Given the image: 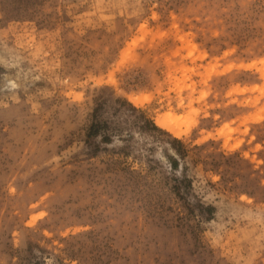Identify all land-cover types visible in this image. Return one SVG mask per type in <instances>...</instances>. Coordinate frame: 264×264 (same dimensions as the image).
Returning a JSON list of instances; mask_svg holds the SVG:
<instances>
[{"label":"rangeland","instance_id":"rangeland-1","mask_svg":"<svg viewBox=\"0 0 264 264\" xmlns=\"http://www.w3.org/2000/svg\"><path fill=\"white\" fill-rule=\"evenodd\" d=\"M0 264H264V0H0Z\"/></svg>","mask_w":264,"mask_h":264},{"label":"bare ground","instance_id":"bare-ground-1","mask_svg":"<svg viewBox=\"0 0 264 264\" xmlns=\"http://www.w3.org/2000/svg\"><path fill=\"white\" fill-rule=\"evenodd\" d=\"M155 123H157V125L162 126V127L165 126V122H163V120H160V119H158L157 122H155Z\"/></svg>","mask_w":264,"mask_h":264}]
</instances>
